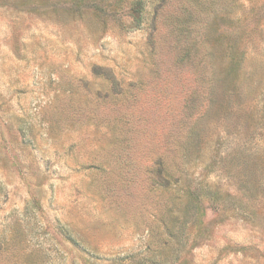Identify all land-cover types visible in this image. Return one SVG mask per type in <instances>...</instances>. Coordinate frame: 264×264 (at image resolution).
Masks as SVG:
<instances>
[{"label":"rangeland","instance_id":"1","mask_svg":"<svg viewBox=\"0 0 264 264\" xmlns=\"http://www.w3.org/2000/svg\"><path fill=\"white\" fill-rule=\"evenodd\" d=\"M131 1L0 0V264H264V0Z\"/></svg>","mask_w":264,"mask_h":264},{"label":"trees","instance_id":"2","mask_svg":"<svg viewBox=\"0 0 264 264\" xmlns=\"http://www.w3.org/2000/svg\"><path fill=\"white\" fill-rule=\"evenodd\" d=\"M209 1L211 2V5H217L218 2H223V3L228 2V0H209ZM207 4L201 5L199 9L205 10ZM145 7H146L145 0H132L130 7L127 8L125 11L120 12V15L118 16L117 19H119L120 17L123 19L124 18L129 19L130 20L129 28L131 30L139 29L142 26L144 19H145L144 17ZM184 148H188V145L187 147L184 146ZM226 160L229 162V165H228V170H229V167L232 168L231 166L232 164L230 162H232L233 160L230 159V156H228ZM186 194L188 195V199H185V197L180 194L174 195L175 200L174 199L173 200L175 201V208L177 210V212L174 213V217L176 219L174 222L175 225L172 227L170 226L167 227L168 234L174 237H177L178 235L177 224L181 223L182 218H187L191 216L194 201L189 199L190 197L189 189L186 191ZM171 257H172V253L170 252V250L167 247H163L162 250L159 251V254L154 255L152 259L158 260L160 262H167L168 260H170Z\"/></svg>","mask_w":264,"mask_h":264}]
</instances>
